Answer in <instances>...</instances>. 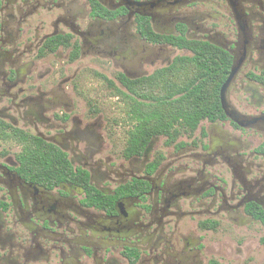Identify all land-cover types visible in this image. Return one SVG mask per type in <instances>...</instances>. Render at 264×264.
<instances>
[{"label": "flooded vegetation", "instance_id": "obj_1", "mask_svg": "<svg viewBox=\"0 0 264 264\" xmlns=\"http://www.w3.org/2000/svg\"><path fill=\"white\" fill-rule=\"evenodd\" d=\"M261 217L264 0H0V264H264Z\"/></svg>", "mask_w": 264, "mask_h": 264}, {"label": "trees", "instance_id": "obj_2", "mask_svg": "<svg viewBox=\"0 0 264 264\" xmlns=\"http://www.w3.org/2000/svg\"><path fill=\"white\" fill-rule=\"evenodd\" d=\"M186 123L191 124L192 129L195 130L196 127H197V125H198V123H199V120H191V121H187ZM144 127H145V126H144ZM164 129H165V128H164ZM261 218L263 219V217H261ZM263 221H264V219H263Z\"/></svg>", "mask_w": 264, "mask_h": 264}, {"label": "rangeland", "instance_id": "obj_3", "mask_svg": "<svg viewBox=\"0 0 264 264\" xmlns=\"http://www.w3.org/2000/svg\"><path fill=\"white\" fill-rule=\"evenodd\" d=\"M100 92L102 93V95H107L106 94V90H104L103 88L102 89H100ZM118 107V106H117ZM122 112V110H121V108L119 107V109L117 108V109H115V113H121Z\"/></svg>", "mask_w": 264, "mask_h": 264}]
</instances>
